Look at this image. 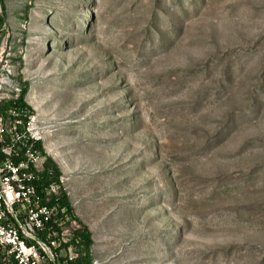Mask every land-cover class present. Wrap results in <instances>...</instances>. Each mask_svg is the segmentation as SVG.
Listing matches in <instances>:
<instances>
[{
	"label": "rangeland",
	"instance_id": "374dc122",
	"mask_svg": "<svg viewBox=\"0 0 264 264\" xmlns=\"http://www.w3.org/2000/svg\"><path fill=\"white\" fill-rule=\"evenodd\" d=\"M0 17V84L42 123L39 180L47 157L59 175L41 189L79 260L82 229L89 264H264V0H0Z\"/></svg>",
	"mask_w": 264,
	"mask_h": 264
},
{
	"label": "built area",
	"instance_id": "2783aa9c",
	"mask_svg": "<svg viewBox=\"0 0 264 264\" xmlns=\"http://www.w3.org/2000/svg\"><path fill=\"white\" fill-rule=\"evenodd\" d=\"M19 91L0 84V105ZM41 124L14 105L0 112V264H80L76 225L51 203L54 189L38 185Z\"/></svg>",
	"mask_w": 264,
	"mask_h": 264
},
{
	"label": "trees",
	"instance_id": "16d2710c",
	"mask_svg": "<svg viewBox=\"0 0 264 264\" xmlns=\"http://www.w3.org/2000/svg\"><path fill=\"white\" fill-rule=\"evenodd\" d=\"M2 18L0 17V26L2 25ZM24 89H20L19 91V99L15 102V106L18 108H23L26 107L23 102H22V97L24 94ZM8 106H11L10 103L5 104L2 108H0V112L1 109L6 108ZM27 108V107H26ZM28 109V108H27ZM37 149L40 150V146L39 144H37ZM42 153V151H41ZM59 173L58 170L56 168V166L54 165V163L47 157L45 159L44 162V173L41 175L40 180L38 181V185L41 187V183L46 184V183H50V182H56L57 181V177H58ZM56 199V198H55ZM54 199V200H55ZM54 200L51 201V203H54ZM57 202L60 206H65L66 210L69 212L70 208L69 205L64 197V195L60 194L57 198ZM76 236L79 239V248H80V253H81V257H80V264H89V252H88V248L91 244L88 234L85 232V230H80L76 233Z\"/></svg>",
	"mask_w": 264,
	"mask_h": 264
}]
</instances>
